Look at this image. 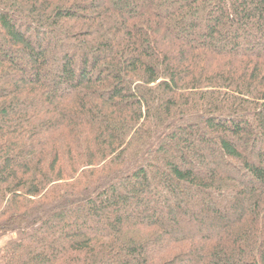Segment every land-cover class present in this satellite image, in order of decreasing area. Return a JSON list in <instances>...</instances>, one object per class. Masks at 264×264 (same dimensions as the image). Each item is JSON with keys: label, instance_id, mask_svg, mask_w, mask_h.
<instances>
[{"label": "trees", "instance_id": "obj_1", "mask_svg": "<svg viewBox=\"0 0 264 264\" xmlns=\"http://www.w3.org/2000/svg\"><path fill=\"white\" fill-rule=\"evenodd\" d=\"M0 264H264V0H0Z\"/></svg>", "mask_w": 264, "mask_h": 264}]
</instances>
